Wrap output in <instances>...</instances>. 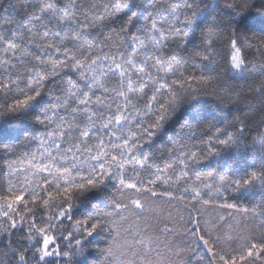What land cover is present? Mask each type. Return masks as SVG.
<instances>
[{
	"label": "snow or ice",
	"instance_id": "snow-or-ice-1",
	"mask_svg": "<svg viewBox=\"0 0 264 264\" xmlns=\"http://www.w3.org/2000/svg\"><path fill=\"white\" fill-rule=\"evenodd\" d=\"M0 115V264H264V0H0Z\"/></svg>",
	"mask_w": 264,
	"mask_h": 264
},
{
	"label": "trees",
	"instance_id": "trees-1",
	"mask_svg": "<svg viewBox=\"0 0 264 264\" xmlns=\"http://www.w3.org/2000/svg\"><path fill=\"white\" fill-rule=\"evenodd\" d=\"M138 2V0H134ZM205 103L208 104L207 107L209 110L212 109L213 101L210 97H205ZM187 118V112L178 113L175 117V121L182 122L183 119ZM171 123L167 128L164 134L156 138L155 144L160 145L162 141H166L167 137L171 135L174 130L179 126L177 122ZM41 130L39 126H34L33 123L29 120H18L12 117L0 115V144H11L19 145L23 141V137L28 132H35ZM32 148H35V144L32 145ZM28 148L18 149V151H29ZM250 151L246 154V158L250 156ZM6 158L3 153H0V160ZM205 168L203 170H208V167L220 166L222 170H227L230 167V153H222L220 156H214L209 158L208 161L204 162ZM113 185H109V188L105 193L98 191H93L89 193V198L93 203H100L103 206H106L108 202L104 199L105 194L112 190ZM229 202H236L238 204H253L258 203L262 198H264V192H262L259 187L254 188H244L235 193L229 194ZM167 212V208H165ZM108 238L107 233H102L101 235L95 237L93 243L94 247H89L87 252V257L84 264H100V260L103 258L98 248H102L106 243Z\"/></svg>",
	"mask_w": 264,
	"mask_h": 264
}]
</instances>
